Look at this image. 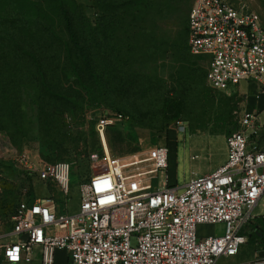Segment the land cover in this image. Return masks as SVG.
I'll list each match as a JSON object with an SVG mask.
<instances>
[{"label": "built area", "instance_id": "obj_1", "mask_svg": "<svg viewBox=\"0 0 264 264\" xmlns=\"http://www.w3.org/2000/svg\"><path fill=\"white\" fill-rule=\"evenodd\" d=\"M187 23L189 51L203 58L212 90L233 93L246 83L264 91V24L255 9L241 0H193ZM126 118L109 111L96 117L104 155L80 187L77 212L63 211L50 198L17 205L15 240L0 245L5 262L29 263L39 249L41 264H56L57 251L66 253L65 264H219L251 240L244 228L264 195V146L255 112H240L237 129L225 137V161L190 179L182 191L169 182L168 146L110 153L105 132ZM37 174L68 195L69 163L42 161ZM204 224L221 225L223 232L201 236ZM261 236L244 264H264Z\"/></svg>", "mask_w": 264, "mask_h": 264}, {"label": "rangeland", "instance_id": "obj_2", "mask_svg": "<svg viewBox=\"0 0 264 264\" xmlns=\"http://www.w3.org/2000/svg\"><path fill=\"white\" fill-rule=\"evenodd\" d=\"M34 1L43 3L42 0ZM74 1L84 16L75 20L79 35L85 26L95 30L91 39L85 35L79 40L83 45L89 44L87 51L99 76L103 72L95 50L102 43L101 33L105 26L114 31L110 42L114 43L115 39L120 46H126L131 38L141 37L142 41V28H148L149 37L154 39L156 46L162 39L180 43L187 34L186 26L182 28L181 23L186 24L193 4V0H165L168 11L160 14L151 10L147 21L142 23L119 16L104 21L96 0ZM241 1L255 9L264 24V0ZM139 53L138 50L136 55ZM169 53L163 59L141 62L128 58V52L124 51L122 60L127 58L129 61L126 68L110 54L107 75L99 81L90 80L88 87L83 84L88 77L82 75L78 79L69 68L67 56L62 54L59 70L47 69L45 82L61 98L45 92L44 83L38 79L22 83L7 78L0 83L11 102L7 108L0 95V245L14 239L12 216L22 201L50 198L63 211H78L80 187L94 174L104 155L95 129L100 112H122L127 116L126 120L105 132L107 145L114 156L154 145L168 146L169 182L177 185L179 191L190 179L208 175L219 166L225 154V137L237 129L242 110L248 109L258 115V129L264 133L263 91L245 83L241 84L243 90L237 92L214 91L207 84L206 64L202 59L189 54L188 59L178 62ZM191 74L193 80L188 78ZM148 80L151 84H161V96L154 99L129 86L147 84ZM46 116L55 119L54 131H47L44 126L42 119ZM255 137L258 135L253 134L252 138ZM263 141L264 136L259 142L262 146ZM42 161L69 163L68 195L65 196L55 183L38 178L37 168ZM222 232L221 225L198 227L201 236ZM242 248L239 256L222 258L219 264H234L244 259L250 251L245 245ZM55 259L56 264H65L66 254L57 251Z\"/></svg>", "mask_w": 264, "mask_h": 264}, {"label": "trees", "instance_id": "obj_3", "mask_svg": "<svg viewBox=\"0 0 264 264\" xmlns=\"http://www.w3.org/2000/svg\"><path fill=\"white\" fill-rule=\"evenodd\" d=\"M42 1L43 3H37L34 0H0V83L7 78L13 82L21 81L22 83L38 79L44 83L45 92L57 97L59 94L54 93L45 83L47 80L46 70L57 72L60 68L62 54L67 56L69 68L78 79L82 75L88 77L87 82L83 83L87 87L90 80L99 81L101 77L107 75L110 54L124 68L129 65L127 58L122 60L124 51L128 52V58H136L141 62H150L153 58L163 59L167 54L170 55L169 51L172 57L177 58L178 62H182L188 59V55L191 54L189 47L186 45V40H188L187 22L186 24L181 23V27L185 28L184 26H186L187 29V34L180 42L181 45L179 42L162 39L159 46H156L154 39L149 37L148 28H142V34L140 35L143 37L142 41L141 37L140 39L136 38V40L131 38L129 39L130 43L126 46H120L115 39L114 43L110 42V35L113 37L114 31L105 26L101 33L102 43L95 50V57L100 59L103 72V75L99 76L90 59V52L87 51L90 48L89 44L84 43L83 45L79 40V37L85 35L87 39H91L95 30L90 26H87L88 29H86L85 26L84 29L82 28V35H79L75 20L77 17L81 18L83 14L75 1ZM112 1L96 0L97 6L102 11L101 19L104 18V21L119 16V18L137 19L143 23L149 18L151 10H157L161 14L169 9L165 0H114V3ZM132 35H135V33H132ZM138 50L140 53L137 56L136 52ZM131 52L132 54L129 55ZM191 56L203 60L202 57L192 54ZM43 59L48 61H43ZM49 59H52V61ZM21 69L24 71L23 73L19 72ZM133 74L138 76L137 73ZM188 78L193 80V75L191 74ZM129 86H132V89L139 90L138 93L142 92L149 95V97H154V99L158 95L161 96L159 93L161 84L159 82L151 84V80H148L147 84H139L138 86L132 84ZM0 95L4 104L9 108L11 102L7 100L8 94L1 86ZM118 113L124 115L122 112ZM44 118L42 122L47 131H54L55 119L50 116ZM121 140H123L122 137ZM256 226L257 224L254 225L250 222L244 228L245 232H251V239H259L257 232H253V228Z\"/></svg>", "mask_w": 264, "mask_h": 264}, {"label": "crops", "instance_id": "obj_4", "mask_svg": "<svg viewBox=\"0 0 264 264\" xmlns=\"http://www.w3.org/2000/svg\"><path fill=\"white\" fill-rule=\"evenodd\" d=\"M242 85L239 87V90H243ZM246 85H251V84H246ZM258 134L260 135V137H263L264 136L263 131H258ZM225 146H226V144H225ZM226 155H227V148H225L224 157L222 158V160H220V162L218 163V165L222 164L225 161ZM252 224H254V225L257 224L258 227L257 226L254 227L253 228V230H254L253 232H257L258 237L261 238L262 237L261 234L264 235V195L261 197V199L259 200L258 204L256 205V207L254 209V218L252 220ZM13 240H15V237H14ZM257 244H258V241H257L256 238H253V239L249 240V242L246 243L245 246H247V249L250 251V253L248 254V256H245L244 259L238 261L237 263L235 262L234 264H244L245 262L251 260L253 258V256H254V253H255ZM241 251H243V248H241V250L239 251V253L236 256H239V254L241 253ZM236 256H234V257H236ZM22 263H24V262H20V263H7V262H5L3 260V255L0 252V264H22ZM27 264H41V254L39 252V249H36L35 250L32 261L29 262V263H27Z\"/></svg>", "mask_w": 264, "mask_h": 264}]
</instances>
